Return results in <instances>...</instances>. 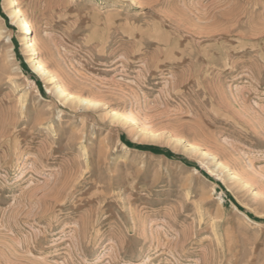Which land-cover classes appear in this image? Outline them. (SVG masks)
Wrapping results in <instances>:
<instances>
[{
	"label": "rangeland",
	"instance_id": "374dc122",
	"mask_svg": "<svg viewBox=\"0 0 264 264\" xmlns=\"http://www.w3.org/2000/svg\"><path fill=\"white\" fill-rule=\"evenodd\" d=\"M17 2L0 264H264V0Z\"/></svg>",
	"mask_w": 264,
	"mask_h": 264
},
{
	"label": "bare ground",
	"instance_id": "6f19581e",
	"mask_svg": "<svg viewBox=\"0 0 264 264\" xmlns=\"http://www.w3.org/2000/svg\"><path fill=\"white\" fill-rule=\"evenodd\" d=\"M10 6L13 8L12 16L20 21V24H21L23 32L29 38V35H30L31 31H32L31 23L26 21V20H24V19H21V16H22L21 9L20 8H16V6H18L17 0H10ZM29 40H30V38H29ZM34 42H35V40H33V41L31 40V41L28 42V47L30 48V50L32 51L33 54L35 53L34 44H33ZM34 66H35V69L40 74L46 75L44 66L39 61H36V59L34 60ZM57 90H58L59 94L65 95L64 91L61 88L58 87ZM70 98H72V96H70ZM120 119L122 121H125V122H129L130 121L126 114L122 115Z\"/></svg>",
	"mask_w": 264,
	"mask_h": 264
}]
</instances>
